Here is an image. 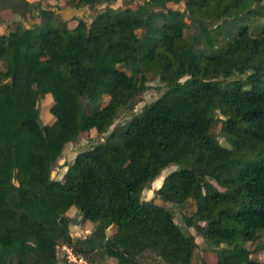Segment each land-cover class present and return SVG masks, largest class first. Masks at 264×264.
<instances>
[{
    "label": "trees",
    "instance_id": "trees-1",
    "mask_svg": "<svg viewBox=\"0 0 264 264\" xmlns=\"http://www.w3.org/2000/svg\"><path fill=\"white\" fill-rule=\"evenodd\" d=\"M53 1L80 9L115 0ZM2 5L46 22L0 31V264H72L64 245L88 264H264L248 246L264 233V0L126 1L73 28L40 3ZM155 80L165 91L115 125ZM113 125L64 178L52 177L69 143ZM167 205L188 209L189 232ZM72 210L95 224L91 234H72ZM198 236L218 248L210 261L195 262Z\"/></svg>",
    "mask_w": 264,
    "mask_h": 264
},
{
    "label": "rangeland",
    "instance_id": "rangeland-1",
    "mask_svg": "<svg viewBox=\"0 0 264 264\" xmlns=\"http://www.w3.org/2000/svg\"><path fill=\"white\" fill-rule=\"evenodd\" d=\"M30 2L40 3L41 6L44 8H52V9H59V4H56L57 2L53 0H29ZM126 1L129 2L131 5H136L137 2H142V0H115L111 4L107 3H99L94 8L85 7V8H65L63 9V15L60 13V15L64 16L65 18H68L69 16L73 17L75 20L78 18H83L88 21H91V18L99 11H103L107 9V7H112L115 9H119L124 7V4ZM171 8H181L185 9V4H171ZM9 7L2 5L0 10V31L2 32H8L11 29H14L17 24L23 26V27H31L35 24H42L44 25L46 22V18L44 16L37 15L38 12H36V16L32 17L29 13L25 12L22 5H18L17 7H13L8 9ZM102 15V14H100ZM102 18H110L108 16V13H103L101 16ZM60 21V20H58ZM260 22H264V17L259 19ZM213 26L215 28L217 24ZM138 34L141 35L143 33V30L139 29ZM197 33V29L195 27H191L190 29L186 30V35L193 40L194 35ZM213 34V32H212ZM215 36V34H214ZM216 46H219L218 44ZM200 48H209V44L205 40H200L199 42ZM0 67H2V64L0 63ZM150 87L149 89L144 92L140 97H138L137 104L133 109H127L123 110L120 113L119 118L116 120L115 125L117 124H123L127 122L134 113H139L142 111V109L154 101L156 98H158L164 91H165V85L161 83L158 80L152 81L149 83ZM108 97H105L104 103L108 101ZM53 98L51 95H46L45 97L41 98L39 101V108L41 112V120L43 124L49 125L52 124L55 120V117L51 114L50 109L53 105ZM113 125L109 132L100 135L96 132V130H93L91 132V139L88 137L90 136H82L79 140L69 143L66 148L64 149V152L60 159L58 160L53 172L52 177L56 179H62L65 177L66 171L68 169V164H70L78 154L80 150L84 149H91L93 145L96 144V142L103 140L114 128ZM221 130V123H217L213 127V131L218 135L221 143L224 145L229 146V144L226 142L225 137L220 133ZM45 132L48 133V128H45ZM177 168L176 165H171L168 168H166L161 176H159L149 187H146L144 189L142 198L145 200L151 199L155 196V191L158 189L165 178V176L170 173L171 171L175 170ZM156 201L159 204H163V202L160 199H156ZM168 209H172L175 213L176 219L178 223H180L183 228L189 232V229L187 228L186 223L183 221L182 215L183 212H188V209L185 208H175L172 205H167ZM71 217H73L74 221L71 224V232L74 236L80 237V236H87L91 234L95 224L91 222H84L81 215L76 212L75 210H72L70 213ZM192 230V229H190ZM193 231V230H192ZM194 232V231H193ZM109 235L113 233L112 229L108 230ZM198 241L200 242L199 248L195 255V262L202 263V260L210 261L212 259V256H214V253L218 250L215 247H212L208 245L206 242H204L203 238L201 236H198ZM264 245V233L260 235L259 239L253 243H249L248 246L253 250L252 256L256 259L264 260V249L261 247ZM261 248V249H260ZM61 256H63V251L61 250L60 253ZM148 264H155L159 259L151 257L147 259ZM60 264H65L63 261ZM110 264H115L112 260Z\"/></svg>",
    "mask_w": 264,
    "mask_h": 264
},
{
    "label": "built area",
    "instance_id": "built-area-1",
    "mask_svg": "<svg viewBox=\"0 0 264 264\" xmlns=\"http://www.w3.org/2000/svg\"><path fill=\"white\" fill-rule=\"evenodd\" d=\"M63 257L72 264H88L87 260L83 255L75 253V251L69 245H64L62 247Z\"/></svg>",
    "mask_w": 264,
    "mask_h": 264
},
{
    "label": "crops",
    "instance_id": "crops-1",
    "mask_svg": "<svg viewBox=\"0 0 264 264\" xmlns=\"http://www.w3.org/2000/svg\"><path fill=\"white\" fill-rule=\"evenodd\" d=\"M63 4V3H62ZM61 3H59V5H62ZM65 8H70L69 6H66L65 4L64 5H62V6H60V8L59 9H57L56 10V12L58 13V14H62L63 15V9H65ZM63 17V19L64 20H66V21H68V23H69V26L71 27V28H73V27H75V25H76V20L73 18V17H71V16H69L68 18H65L64 16H62Z\"/></svg>",
    "mask_w": 264,
    "mask_h": 264
}]
</instances>
